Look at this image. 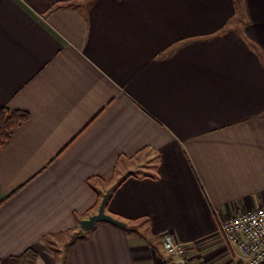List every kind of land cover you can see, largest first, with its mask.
Returning <instances> with one entry per match:
<instances>
[{
	"label": "crops",
	"instance_id": "crops-1",
	"mask_svg": "<svg viewBox=\"0 0 264 264\" xmlns=\"http://www.w3.org/2000/svg\"><path fill=\"white\" fill-rule=\"evenodd\" d=\"M0 107L28 113L0 150V264H166L164 232L241 264L216 227L264 205V0H0ZM107 191L127 227L83 229Z\"/></svg>",
	"mask_w": 264,
	"mask_h": 264
},
{
	"label": "built area",
	"instance_id": "built-area-1",
	"mask_svg": "<svg viewBox=\"0 0 264 264\" xmlns=\"http://www.w3.org/2000/svg\"><path fill=\"white\" fill-rule=\"evenodd\" d=\"M216 231L241 264H264V205L218 217ZM162 244L166 264H193L171 233L162 234Z\"/></svg>",
	"mask_w": 264,
	"mask_h": 264
},
{
	"label": "trees",
	"instance_id": "trees-1",
	"mask_svg": "<svg viewBox=\"0 0 264 264\" xmlns=\"http://www.w3.org/2000/svg\"><path fill=\"white\" fill-rule=\"evenodd\" d=\"M27 118L28 113L24 110L0 107V150L8 142L14 130ZM36 256L35 250L26 248L21 253L8 256L7 264H34Z\"/></svg>",
	"mask_w": 264,
	"mask_h": 264
},
{
	"label": "water",
	"instance_id": "water-1",
	"mask_svg": "<svg viewBox=\"0 0 264 264\" xmlns=\"http://www.w3.org/2000/svg\"><path fill=\"white\" fill-rule=\"evenodd\" d=\"M107 196H108V191L102 195L98 203L97 211L79 221V224L83 229L88 230L91 227H93L97 221H101V220L109 221L121 227H127V224L124 221L117 219L104 211V204L107 199Z\"/></svg>",
	"mask_w": 264,
	"mask_h": 264
},
{
	"label": "rangeland",
	"instance_id": "rangeland-1",
	"mask_svg": "<svg viewBox=\"0 0 264 264\" xmlns=\"http://www.w3.org/2000/svg\"><path fill=\"white\" fill-rule=\"evenodd\" d=\"M133 227L135 229L143 230V227L141 225H137L136 224V225H133ZM77 234H79V233L78 232L63 233L60 236H57V237H54V238H50L49 240L51 241L52 247L55 248L57 252L62 251V257H64V253H65V248H66L67 242L71 238H73L75 235H77ZM162 250H163V248H162ZM183 250H184V252H186L185 249H183ZM187 256H188V254H187ZM62 257L58 255V258L57 259L60 260ZM168 257L170 258V256H168ZM169 258H168V260H169ZM58 263H60V262H58ZM61 263H62V261H61Z\"/></svg>",
	"mask_w": 264,
	"mask_h": 264
}]
</instances>
